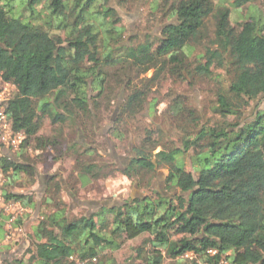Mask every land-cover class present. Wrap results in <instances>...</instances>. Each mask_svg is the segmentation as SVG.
I'll list each match as a JSON object with an SVG mask.
<instances>
[{
  "label": "trees",
  "instance_id": "trees-1",
  "mask_svg": "<svg viewBox=\"0 0 264 264\" xmlns=\"http://www.w3.org/2000/svg\"><path fill=\"white\" fill-rule=\"evenodd\" d=\"M37 1L22 4L32 14ZM135 1L48 0L52 27L64 31V39L14 18V0L2 1L0 80L15 88L6 115L13 131L25 135L21 148L38 132V112L51 108L47 98H53V123L78 120L86 133L106 87L130 82L133 71L140 75L153 71L144 81L149 90L166 77L193 86L197 78L223 71L226 85L216 93L214 108L222 121L201 126L194 109L176 102L171 111L183 136L180 148L156 143L149 151L135 149L136 156L122 172L133 178L141 171L166 168L167 187L173 193L163 196L154 191L155 200L141 196L122 205L100 206L80 217L58 218L57 212L42 218L33 231L32 257L18 264H75L71 258L80 264H127L118 263L112 254L142 237L146 240L128 264H163L164 256L175 259L187 253L195 259L186 264H197V260L202 264H264V108L259 109L264 101V23L251 19L233 26L230 9L214 0H151L153 10L160 11L165 21L157 35H145L136 45L134 39L122 40L123 29L116 26L119 16L112 6L127 7ZM253 1L234 0L232 4L241 8ZM197 47L203 51L194 55ZM114 68L126 71V79L110 73ZM89 92L97 94L89 97ZM146 96L143 88L131 89L119 107L117 127L142 111ZM254 102L258 103L253 113L244 119ZM118 129L113 128L112 134L120 136ZM158 134L162 139L163 133ZM35 140L37 148H42V139ZM189 152L191 172L179 158ZM75 162L78 181L81 176L90 181L101 177L103 169L94 163ZM20 173L36 176L29 163L2 160L0 177L10 179ZM55 191H62L58 182ZM4 196L26 208L32 204L30 196ZM27 216L19 217L13 226H21ZM3 227L0 224V230ZM210 250L215 255H209Z\"/></svg>",
  "mask_w": 264,
  "mask_h": 264
},
{
  "label": "rangeland",
  "instance_id": "rangeland-1",
  "mask_svg": "<svg viewBox=\"0 0 264 264\" xmlns=\"http://www.w3.org/2000/svg\"><path fill=\"white\" fill-rule=\"evenodd\" d=\"M7 0H0V4ZM138 1V0H137ZM135 1L127 7L112 6L116 9L119 22L116 25L122 28V40L134 39V44L143 41L145 35H157L161 29L164 18L160 11H154L151 0ZM234 0H214L215 4L227 6L230 9V23L235 26L239 22L254 20L259 24L264 23V0H255L251 4L241 8L233 6ZM24 0H14L12 16L21 18L50 30L53 36L65 38L64 31L52 27L53 20L48 13V0H38L33 6L34 13L26 10ZM208 22V21H207ZM210 25H208L209 28ZM212 29H210V32ZM202 47L195 48L194 55L202 53ZM110 73L126 79V71L121 72L114 68ZM153 71L140 75L136 71L130 73V82H123L118 86L110 83L105 92L98 99L100 108L95 111L93 121L88 123V132L82 133L80 123L66 122L64 124L53 123L52 115L53 98H47L50 107H45L37 114L36 123L38 132L33 140L22 149L25 135L20 138L19 145L5 151V159L16 163H29L35 167L36 176L30 178L24 173L10 176V179L0 177V184L4 195L30 196L32 204L30 208L24 207V212L18 215H28L21 226L9 224L6 216L2 215L0 224L4 226L0 230V264H18L21 260L30 259L35 251L34 229L42 218L52 217L58 212L57 217H80L89 215L100 206L122 205L141 196H147L155 200L154 191L166 196L173 193V188L167 187L166 179L168 170L157 169L153 173L141 171L138 176L127 178L122 174L130 165V161L136 156L135 149L144 147L146 151L153 148L156 143L168 144V147L180 148V139L183 137L176 127L171 108L176 102L183 104L186 109H194L201 117L202 125H212L222 121L214 112L216 93L224 90L226 85L225 74L221 70H213L211 78H197L194 85L180 79L166 77L151 90L144 88L145 79L151 78ZM144 89L147 92L146 102L142 111L133 119H126L116 126L118 111L123 99L133 87ZM12 92L10 86H0V99H6ZM97 93L89 92V97ZM259 102V101H258ZM244 113L243 118L248 119L253 113L256 103ZM264 108V101L259 109ZM62 114V112H58ZM227 121H231L229 118ZM95 129L94 133L91 131ZM113 128H119V135L112 134ZM158 131L163 133L159 138ZM153 133V134H152ZM152 136L150 137V135ZM148 138H151L148 140ZM35 139H42V148H37ZM93 149L92 152L86 151ZM160 149H157V153ZM86 151V152H85ZM192 152L180 156L186 171L193 170L191 163ZM75 159L91 162L101 169V177L90 181L87 176H81L77 180V165ZM54 179V181H51ZM58 182L62 191L56 193L55 183ZM175 193V192H174ZM6 199V198H5ZM10 200V199H7ZM6 218V219H5ZM15 223V222H14ZM180 236H176L175 239ZM146 237L125 243L121 250L113 253L112 257L118 263H130L134 261V250L139 248ZM149 250V249H148ZM164 255V254H163ZM194 256V255H193ZM195 257H192L194 260ZM79 259L71 258L69 261L80 264ZM189 259L182 256L169 259L164 256L163 264L173 262L186 264ZM94 264L96 262H93ZM137 263V262H136Z\"/></svg>",
  "mask_w": 264,
  "mask_h": 264
},
{
  "label": "built area",
  "instance_id": "built-area-1",
  "mask_svg": "<svg viewBox=\"0 0 264 264\" xmlns=\"http://www.w3.org/2000/svg\"><path fill=\"white\" fill-rule=\"evenodd\" d=\"M0 86L2 88L10 86L12 88L11 94L6 99H0V166L3 159L6 158L4 153L8 149L15 148L19 145L20 138L23 136L22 132H15L12 129L11 123L6 115V106L13 97L15 92V88L9 84L2 82L0 80ZM24 207L16 201L7 200L3 197L1 184H0V216H6L9 224H13L17 221L18 215L23 213L25 209ZM19 228V227H18ZM215 251H208V254L213 256L215 255ZM186 257L189 260H192L193 254L187 253L182 255V258ZM195 259V258H194ZM197 264H202L198 260L196 261ZM225 264V262L221 261L220 264Z\"/></svg>",
  "mask_w": 264,
  "mask_h": 264
},
{
  "label": "crops",
  "instance_id": "crops-1",
  "mask_svg": "<svg viewBox=\"0 0 264 264\" xmlns=\"http://www.w3.org/2000/svg\"><path fill=\"white\" fill-rule=\"evenodd\" d=\"M56 213H57V212H56ZM56 213H54L53 216H54Z\"/></svg>",
  "mask_w": 264,
  "mask_h": 264
}]
</instances>
